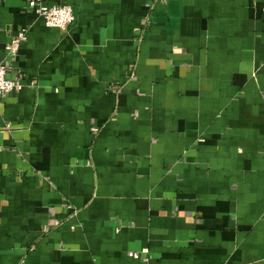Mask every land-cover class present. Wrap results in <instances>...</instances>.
<instances>
[{"label": "crops", "instance_id": "obj_1", "mask_svg": "<svg viewBox=\"0 0 264 264\" xmlns=\"http://www.w3.org/2000/svg\"><path fill=\"white\" fill-rule=\"evenodd\" d=\"M45 4L0 0V264H264V0Z\"/></svg>", "mask_w": 264, "mask_h": 264}, {"label": "built area", "instance_id": "obj_2", "mask_svg": "<svg viewBox=\"0 0 264 264\" xmlns=\"http://www.w3.org/2000/svg\"><path fill=\"white\" fill-rule=\"evenodd\" d=\"M26 3L27 7L38 18H41L48 27L66 30L74 22V14L70 6H48L45 4V0H26ZM24 39L25 32L22 30L5 46L6 54L8 56L14 55L19 49L20 42ZM16 87H19L18 82L7 77V67L3 61H0V95L10 92ZM128 256L135 260L140 259L144 263L149 260L147 249H142L139 252H129Z\"/></svg>", "mask_w": 264, "mask_h": 264}]
</instances>
